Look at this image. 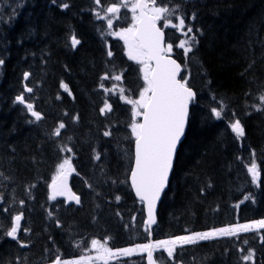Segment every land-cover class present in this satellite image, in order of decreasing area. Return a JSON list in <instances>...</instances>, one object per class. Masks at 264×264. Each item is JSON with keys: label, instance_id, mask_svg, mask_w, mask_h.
Returning <instances> with one entry per match:
<instances>
[{"label": "trees", "instance_id": "16d2710c", "mask_svg": "<svg viewBox=\"0 0 264 264\" xmlns=\"http://www.w3.org/2000/svg\"><path fill=\"white\" fill-rule=\"evenodd\" d=\"M84 1L53 0L48 5L24 0L20 15L0 4V264L86 257L94 253L93 239L122 248L146 235L145 212L129 186L135 138L130 127L133 105L127 103L139 99L143 74L141 65L129 59L123 40L112 34L131 26L133 14L123 8L117 18L108 15L113 19L109 28L107 16L100 20L93 13L81 14L77 5ZM168 3L178 6L185 31L193 29L185 36L167 27V43L173 44L171 55L184 67L183 78L197 98L154 235L167 238L263 219L264 0ZM9 16L18 19L5 21ZM81 16L90 26L80 24H88ZM78 24L80 29L75 28ZM73 36L80 41L75 47ZM192 36L196 43L185 55L179 42L191 44ZM105 75L109 78L103 79ZM115 75L122 80H113ZM18 96L33 105L40 120ZM105 102L111 110L102 113ZM213 109H223L220 118ZM236 120L244 129L242 137L232 131ZM60 123L65 127L55 136ZM66 148L72 151L62 150ZM246 148L252 151L249 160ZM65 158L74 168L71 184L80 207L50 199L52 178ZM251 161L259 173L255 182L248 171ZM16 215L22 222L13 240L6 232ZM249 252L252 259L243 260ZM178 263L264 264V229L188 246L166 262ZM108 264L145 263L137 256Z\"/></svg>", "mask_w": 264, "mask_h": 264}, {"label": "snow or ice", "instance_id": "6c2138e0", "mask_svg": "<svg viewBox=\"0 0 264 264\" xmlns=\"http://www.w3.org/2000/svg\"><path fill=\"white\" fill-rule=\"evenodd\" d=\"M99 5L100 0H95ZM131 5L132 25L122 29L120 32L112 33L119 36L127 47V54L130 60L136 61L141 65L140 71L143 74L144 86L139 92V99H127V103L133 105V122L130 125L131 133L134 139V166L131 169V186L135 190L136 196L147 206V220L145 224L149 227L156 223L155 208L156 202L160 199L162 192L168 184L169 174L173 168L174 157L177 152L178 144L184 136L186 124L189 115V103L193 101L195 93L188 86L186 78H180L182 71L181 64L171 58L173 51L172 43H165V33L158 26L160 21H164L163 27H172L179 29L181 33L187 36L192 33L193 29L187 27L185 31V18L183 15H177V7H167L164 5L157 6V0H118L111 6L103 9L106 14L115 15L120 12L121 7L127 8ZM67 7V5H64ZM175 18V23L173 22ZM97 18L100 17L97 13ZM109 28L113 26V19L107 16ZM191 44L188 40H181L179 47L184 50L185 55L192 52L196 43L195 36L190 37ZM80 41L73 36L71 44L73 47ZM109 56L112 53L109 51ZM4 63L0 60V65ZM28 74L25 73V79ZM105 75L103 79H108ZM115 81H121V75L111 77ZM67 91V85H62ZM103 87V85H101ZM115 87V86H114ZM27 91H31L30 88ZM111 92L112 89H105ZM121 98L125 99L124 89H119ZM23 103V96L16 98ZM264 103V95L260 97ZM27 109L31 112L36 120L41 119L39 112L33 110L32 104H27ZM105 110H111L110 105L105 102ZM217 118L221 117V110L213 109ZM137 117H142V122L137 121ZM65 127L60 123L54 130V135L59 136L61 129ZM232 131L238 137L244 135V129L239 120L231 124ZM104 135H110L105 132ZM71 152V148L62 149ZM74 171L71 160L65 158L57 166L56 175L52 178L50 188L52 194L50 199L57 196H67L69 200L80 203V197L71 191L68 187L67 178ZM255 182L259 176L257 165L253 163L248 168ZM4 211H7L5 209ZM21 215L14 217V223L10 230L6 232L8 237L13 240L17 239V233L20 228ZM253 228L264 229V220L255 221L252 224H237L234 226L213 229L206 232H197L190 235L178 236L174 239L156 241L155 243L138 244L135 248H125L113 252L106 243L93 239L91 245L97 252L96 257L81 256L76 260H62L57 256L53 264H90L92 260L103 261L108 264L111 257L117 254L129 256L135 251L147 253V264H155L153 259V250L164 248L168 256L172 257L176 246L194 244L197 241L212 239L215 237L236 236L240 232H248ZM21 246H25L21 244ZM252 252L242 257L243 260H251Z\"/></svg>", "mask_w": 264, "mask_h": 264}, {"label": "bare ground", "instance_id": "6f19581e", "mask_svg": "<svg viewBox=\"0 0 264 264\" xmlns=\"http://www.w3.org/2000/svg\"><path fill=\"white\" fill-rule=\"evenodd\" d=\"M34 1V0H33ZM32 1V2H33ZM65 1V0H64ZM94 1L95 0H85L84 2H83V4H78L77 6L79 7V10H80V12H81V14L82 15H85L84 14V12H88V15L89 14H92L93 13V3H94ZM179 1H181V0H179ZM185 1V0H184ZM239 1V0H238ZM43 2L44 3H48V5H51L52 3H53V0H43ZM108 2H111V0H100V9L101 10H103V6H106L107 5V3ZM175 2V1H174ZM163 4H164V6H167V7H170V5H169V3H168V0H163ZM76 6V7H77ZM74 7V6H73ZM171 8V7H170ZM66 9H68L67 7H65L63 10H66ZM91 9V10H90ZM23 13H24V10H23ZM82 17V16H81ZM83 19H87V23L88 24H85V23H80L81 25H83L84 27H88V26H90L89 24V22H90V20L88 19V18H85V17H82V21H83ZM93 24V23H92ZM158 26H160L161 28H162V31H164V33H165V37L167 38V34H168V31H167V29H165L164 27H163V25L159 22L158 23ZM95 27V26H94ZM93 27V28H94ZM75 28H77V29H80V25L78 24L77 25V27H75ZM92 27H90V29H91ZM87 29V28H86ZM83 31H85L86 32V30H83ZM88 31V30H87ZM91 31V30H90ZM7 33V32H6ZM16 35H17V33H16ZM240 38V37H239ZM7 43V42H6ZM10 44V43H9ZM8 44V45H9ZM16 44V43H15ZM68 44V43H67ZM200 47V46H199ZM5 48V47H4ZM199 49V48H198ZM62 50V49H61ZM66 50V49H65ZM64 50V51H65ZM12 51V50H11ZM67 51V50H66ZM8 52V51H7ZM8 53H10V52H8ZM7 53V54H8ZM71 53V52H70ZM201 53V52H200ZM6 54V53H5ZM6 54V55H7ZM72 54V53H71ZM21 57V56H20ZM36 57V56H35ZM203 57V56H202ZM53 59V58H52ZM194 62H196V61H194ZM15 64V63H14ZM51 64V63H50ZM52 65V64H51ZM194 65H196V63H194ZM197 65H198V63H197ZM196 65V66H197ZM200 65V64H199ZM204 65V64H203ZM53 66V65H52ZM193 66V65H192ZM205 66V65H204ZM194 67V66H193ZM199 67V66H198ZM202 68V67H201ZM205 68V67H204ZM12 72V71H11ZM13 76H15V75H13ZM57 76V75H56ZM23 77V76H22ZM22 79V78H21ZM12 81H13V79H12ZM15 81V80H14ZM201 81V80H200ZM203 81V80H202ZM205 82V81H204ZM202 83V82H201ZM200 83V84H201ZM202 85V84H201ZM203 87V86H202ZM202 89V88H201ZM9 90V89H8ZM195 91V90H194ZM195 93H196V91H195ZM78 106V105H77ZM190 110H191V107L189 108V113H190ZM253 111H254V109H253ZM254 113H255V111H254ZM258 113V112H257ZM256 114V113H255ZM254 114L253 113H251V117L253 116ZM257 116V115H256ZM259 116V115H258ZM257 116V117H258ZM260 116H261V114H260ZM250 117V118H251ZM189 119H190V114H189V116H188V121H189ZM254 119H255V117H254ZM261 119H262V116H261ZM264 119V118H263ZM262 119V120H263ZM255 120H257V119H255ZM264 121V120H263ZM257 123V122H256ZM33 128V127H32ZM39 128V127H38ZM41 128V127H40ZM38 130V129H37ZM42 130V129H41ZM55 166V165H54Z\"/></svg>", "mask_w": 264, "mask_h": 264}, {"label": "rangeland", "instance_id": "374dc122", "mask_svg": "<svg viewBox=\"0 0 264 264\" xmlns=\"http://www.w3.org/2000/svg\"><path fill=\"white\" fill-rule=\"evenodd\" d=\"M30 1H33V0H30ZM112 5V4H111ZM107 7H109V5H106V6H103V9H105V8H107ZM128 9H130L131 10V5H129L128 7H127ZM100 9V5H98L95 1H94V3H93V12H96V10H99ZM160 23L163 25L164 24V21L162 20V21H160ZM165 28V27H164ZM165 29H167V28H165ZM120 32V31H119ZM119 37V36H118ZM120 38V37H119ZM138 118H140V117H137V120H138ZM249 153L251 154L252 153V151L249 149V148H246V156H247V159L249 160ZM259 220H264V218L263 219H259ZM259 220H255V221H259ZM255 221H251L250 223H246V224H252L253 222H255ZM241 225H243V224H241ZM261 228H253V229H251V230H249L248 232H252V230H260ZM208 231H211V230H208ZM204 232H206V231H204ZM197 233V232H196ZM193 234V233H192ZM239 234V233H238ZM187 235H190V234H187ZM185 236V235H184ZM174 238H176V237H170L169 239H174ZM168 239V240H169ZM159 241H162V240H159ZM204 241V240H203ZM144 244H148V242H145ZM136 245H138V244H135V245H133V246H130V247H123L122 249H125V248H135V246ZM179 246V245H178ZM177 247V246H176ZM93 250H95V249H93ZM113 252H117V250H121V249H111ZM158 250H163V251H167L166 249H164V248H159V249H156L155 251L157 252ZM139 253H142V252H139V251H135V252H133L131 255H129V256H121V255H119V254H117L116 256H113L115 259H119V258H127V257H131V256H133V255H136V254H139ZM97 256V252L96 251H94V253H93V255L92 256H90V257H96ZM89 257V256H88ZM80 257H78V258H75L74 260H76V259H79ZM68 260H73V259H68ZM103 261H99V260H92L91 262H90V264H100V263H102Z\"/></svg>", "mask_w": 264, "mask_h": 264}, {"label": "water", "instance_id": "95a60500", "mask_svg": "<svg viewBox=\"0 0 264 264\" xmlns=\"http://www.w3.org/2000/svg\"><path fill=\"white\" fill-rule=\"evenodd\" d=\"M173 59H174V58H173ZM177 63H178V62H177ZM182 71H183V68H182ZM182 71H181L180 75L182 74ZM193 92L195 93L194 90H193ZM195 98H196V93H195V97H194L193 100H195ZM191 104H192V101L189 103V108L191 107ZM188 116H189V115H188ZM187 122H188V121H187ZM187 127H188V126H187V124H186L185 133H186ZM185 133H184V135H185ZM184 139H185V138H184V136H183L182 139H181V142L178 144L177 151H178V148H179L180 144L183 142ZM176 155H177V152H176ZM176 155H175V157H174L173 167H174V164H175L174 162H175ZM133 164H134V163H133ZM172 170H173V168H172ZM171 173H172V171H171L170 174H169V180H168V183H169L170 178H171V176H172ZM130 176H131V174H130ZM69 178H70V176H68V178H67V183H68V187H69V188L71 189V191H72L73 189H72V187L70 186V179H69ZM130 182H131V177H130ZM167 185H168V184H167ZM167 185H166L164 191L162 192L160 199L156 202V208H155V213H154V215H155V219H156V214H157V208H158L159 204H160L161 201H162V197H163V195H164L166 189L168 188ZM131 187H132V186H131ZM133 190H134V189H133ZM50 192H52V189H51ZM72 192L74 193V191H72ZM134 193H135V190H134ZM135 196H136V194H135ZM62 197L65 198L66 203H67L68 205H70L71 203H72V204H76V205H80V203L77 204L75 201H71V200H69L67 196H62ZM136 198H137L138 200H140L137 196H136ZM145 208H146V211H147V206H146V204H145ZM156 224H157V223L152 224V225L149 227V229L152 230V227H153V226H156ZM151 243H152V241H151ZM146 259H147V257H146ZM154 261H155V259H154ZM155 264H156V263H155Z\"/></svg>", "mask_w": 264, "mask_h": 264}]
</instances>
